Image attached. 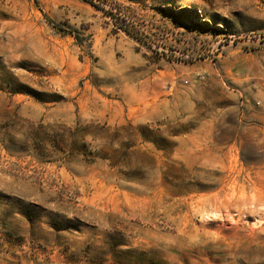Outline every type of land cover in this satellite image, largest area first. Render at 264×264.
Listing matches in <instances>:
<instances>
[{
	"label": "rangeland",
	"instance_id": "rangeland-1",
	"mask_svg": "<svg viewBox=\"0 0 264 264\" xmlns=\"http://www.w3.org/2000/svg\"><path fill=\"white\" fill-rule=\"evenodd\" d=\"M0 264H264V0H0Z\"/></svg>",
	"mask_w": 264,
	"mask_h": 264
}]
</instances>
